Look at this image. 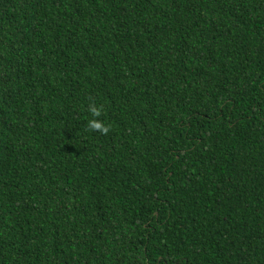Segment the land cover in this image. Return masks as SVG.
Masks as SVG:
<instances>
[{
  "label": "trees",
  "instance_id": "1",
  "mask_svg": "<svg viewBox=\"0 0 264 264\" xmlns=\"http://www.w3.org/2000/svg\"><path fill=\"white\" fill-rule=\"evenodd\" d=\"M0 264H264V0H0Z\"/></svg>",
  "mask_w": 264,
  "mask_h": 264
},
{
  "label": "clouds",
  "instance_id": "2",
  "mask_svg": "<svg viewBox=\"0 0 264 264\" xmlns=\"http://www.w3.org/2000/svg\"><path fill=\"white\" fill-rule=\"evenodd\" d=\"M93 116H99L100 115V109H92ZM88 127L92 130H99L101 132H107L108 127L104 124L102 120L99 119H92L88 121Z\"/></svg>",
  "mask_w": 264,
  "mask_h": 264
}]
</instances>
